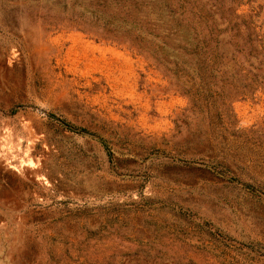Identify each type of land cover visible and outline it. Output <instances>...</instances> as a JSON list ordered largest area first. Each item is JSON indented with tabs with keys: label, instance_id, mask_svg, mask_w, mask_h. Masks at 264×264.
<instances>
[{
	"label": "rangeland",
	"instance_id": "rangeland-1",
	"mask_svg": "<svg viewBox=\"0 0 264 264\" xmlns=\"http://www.w3.org/2000/svg\"><path fill=\"white\" fill-rule=\"evenodd\" d=\"M99 1L0 0V264H264V0Z\"/></svg>",
	"mask_w": 264,
	"mask_h": 264
},
{
	"label": "trees",
	"instance_id": "trees-1",
	"mask_svg": "<svg viewBox=\"0 0 264 264\" xmlns=\"http://www.w3.org/2000/svg\"><path fill=\"white\" fill-rule=\"evenodd\" d=\"M100 3L97 4L96 8L93 10L94 13H99V15H96V17H98L97 19H103V23L104 24H108V25H112V29L111 34L112 36H117L119 35L118 29L121 27H125L126 32L132 30V26H131V22L128 23V20L132 17V16H136L137 14L139 15L141 10H142V1L140 0H100ZM111 4H113L114 7H122L124 10H120L118 11V13H113L110 14V16L106 15V9L109 8L111 6ZM168 7H166L167 9V13L169 16L172 17H180L182 18V15L185 13V10L180 9L179 7H169L168 4H166ZM160 8V7H159ZM123 11V15L120 16V13ZM162 13H163V9H161L159 11V13H157L156 18L159 21H163L162 18ZM198 16V13H194L191 12L190 16ZM184 17V16H183ZM201 17V16H198ZM183 19V18H182ZM134 21V19H133ZM132 21V22H133ZM191 28L193 30V35L194 38L193 40H190L188 37V33H186V31L184 30V27L181 26V22H178L177 27H173V26H169L167 27V32L165 33V36L167 37H177V35H182V39L184 40L183 44L179 43L180 48L185 51L186 53L192 54L194 56H200L201 57V66L198 65L200 67V69H196V74L198 76L200 75V70L202 71H207L210 74H212V71H218L220 72L221 69L220 67L223 66L221 65L219 67L220 64H222V59H223V54L222 52H220L219 47H218V42L216 39V36L218 34V32L214 35L213 29L212 28H207L205 29V26L203 27V25L201 26V24H197V23H191ZM200 27V30H198L197 28ZM205 29L206 31H208V33L203 34L202 38L198 39L197 35H200V33L202 32V30ZM108 32V31H107ZM148 33H155L154 31H151V29L147 30ZM156 35V34H154ZM133 40V39H130ZM136 40V39H135ZM141 40V38L138 39V41H132L135 42L136 45H138V48H143L141 47L139 44V41ZM214 42V44H211V42ZM165 42V41H164ZM166 43V42H165ZM238 51H241V48L238 49ZM158 51H156V56H157ZM228 60L231 61H235L236 60L232 57L229 58ZM255 79V78H253ZM255 81H257V79H255ZM243 86V90L242 93L244 92V90H246L245 88L248 86L247 84L242 85ZM195 94V92H194ZM153 262V261H150ZM148 261L142 263V264H181L178 261H167V262H153L150 263ZM135 264V263H133Z\"/></svg>",
	"mask_w": 264,
	"mask_h": 264
}]
</instances>
